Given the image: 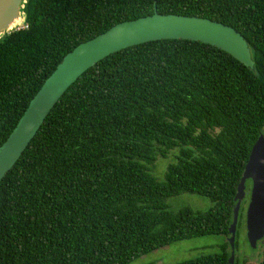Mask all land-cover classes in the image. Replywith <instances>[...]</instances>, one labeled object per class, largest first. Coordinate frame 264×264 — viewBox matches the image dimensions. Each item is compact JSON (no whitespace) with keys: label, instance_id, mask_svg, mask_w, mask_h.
Here are the masks:
<instances>
[{"label":"trees","instance_id":"obj_1","mask_svg":"<svg viewBox=\"0 0 264 264\" xmlns=\"http://www.w3.org/2000/svg\"><path fill=\"white\" fill-rule=\"evenodd\" d=\"M154 6L234 27L253 66L201 41L159 39L89 67L0 181V264H128L182 239L228 236L264 134V0H26L25 26L0 39V145L66 53ZM174 148L157 179L149 165ZM181 193L211 205L168 210ZM229 253L225 240L173 264H228Z\"/></svg>","mask_w":264,"mask_h":264},{"label":"water","instance_id":"obj_2","mask_svg":"<svg viewBox=\"0 0 264 264\" xmlns=\"http://www.w3.org/2000/svg\"><path fill=\"white\" fill-rule=\"evenodd\" d=\"M26 0H0V39L24 23ZM22 21L19 23L17 21ZM25 24V23H24ZM25 26V25H24ZM159 39H190L213 45L229 53L247 67L254 64L243 35L234 27L200 16L152 14L118 22L97 36L79 43L66 53L30 100L18 122L0 145V181L12 168L34 137L51 108L67 88L89 67L128 46ZM251 181L246 211L248 243L256 248L264 236V134L253 143L234 197L232 221L226 241L230 253L228 264H234L235 239L246 182Z\"/></svg>","mask_w":264,"mask_h":264},{"label":"rangeland","instance_id":"obj_3","mask_svg":"<svg viewBox=\"0 0 264 264\" xmlns=\"http://www.w3.org/2000/svg\"><path fill=\"white\" fill-rule=\"evenodd\" d=\"M24 25L23 23L19 27H23ZM177 149L170 150L165 157H156L155 161L149 165L152 175L159 180L164 178L167 166L175 162ZM249 192L250 187H246V195L241 202L236 229L237 249L235 250V258L240 261L239 264L244 263V261L247 264H258L262 255L261 244L258 243L256 248H252L247 240L246 211L249 203ZM165 203L167 204V209L172 211H176L185 206L191 207L194 210L203 211L211 205L208 197L194 193H181L167 197ZM225 240L226 238L223 235L213 234L182 239L146 253L128 264H173L201 254L218 252L220 245Z\"/></svg>","mask_w":264,"mask_h":264},{"label":"bare ground","instance_id":"obj_4","mask_svg":"<svg viewBox=\"0 0 264 264\" xmlns=\"http://www.w3.org/2000/svg\"><path fill=\"white\" fill-rule=\"evenodd\" d=\"M21 21H22V19H21L20 21H17V22H19V23H20Z\"/></svg>","mask_w":264,"mask_h":264}]
</instances>
